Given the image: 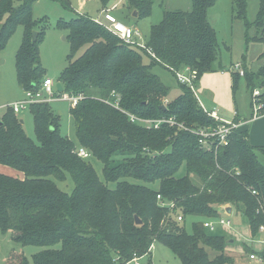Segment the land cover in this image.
I'll return each mask as SVG.
<instances>
[{
  "label": "trees",
  "instance_id": "trees-1",
  "mask_svg": "<svg viewBox=\"0 0 264 264\" xmlns=\"http://www.w3.org/2000/svg\"><path fill=\"white\" fill-rule=\"evenodd\" d=\"M35 1L0 0V52L18 27L24 28L16 55L24 92L38 91L46 76L39 56L45 30L40 29L43 22L34 20ZM95 1L108 9L113 0ZM190 1L189 11H168L152 26L146 40L150 52L125 44L82 14L57 23L71 48L57 82L64 94L82 96L70 107L76 141L62 134L61 115L48 103L30 107L36 141L6 108L0 121V165L23 178L0 174V231L15 243L43 248L33 264H130L136 257H148L157 242L181 264H233L227 253L231 238L203 226L206 220H218V208L225 205L242 216L253 236L259 235L264 226V165L259 154L264 155V148L252 146L247 131H235L229 146L216 154L203 150L190 130L210 129L219 122L203 110L188 86L178 82L180 95L171 100L170 89L153 71L161 66L175 76L189 68L199 82L204 74L222 68L217 33L209 20L217 0ZM249 1L233 0L232 14L233 20L244 23L245 42L263 45L260 69L245 68L244 78L251 92L260 89L264 96V0H258L252 22L247 18ZM131 4L139 19L151 14L146 1ZM33 31L38 33L35 41ZM233 77L236 88L242 77ZM129 115L172 119L177 125L147 129L132 123ZM80 148L90 157H80ZM92 160L102 163L103 180ZM69 178L71 193L58 186ZM158 195L174 203V210L161 207ZM135 216L142 225L135 224ZM191 218L195 220L188 232ZM259 255L264 257V252ZM5 264L31 263L13 252Z\"/></svg>",
  "mask_w": 264,
  "mask_h": 264
},
{
  "label": "rangeland",
  "instance_id": "rangeland-1",
  "mask_svg": "<svg viewBox=\"0 0 264 264\" xmlns=\"http://www.w3.org/2000/svg\"><path fill=\"white\" fill-rule=\"evenodd\" d=\"M135 0H113L110 8L117 5L113 14L118 17L122 23L137 29L143 35L145 41L149 38L152 26L160 24L164 14L168 11H189L191 9L190 0H144L151 4V14L138 19L135 17L137 11L133 9L131 2ZM233 0H217L215 5L209 11V20L216 30L218 43L221 52L222 68L217 67L214 71L208 72L202 78L195 82L194 89L200 98L201 103L208 111H218L222 116L231 117L233 112L238 111L240 116L249 117L252 114V92L248 88L244 77L240 78L236 88H233L232 65L241 63L246 71H258L262 61L259 59L263 52V45L252 43L247 44L244 39L245 27L242 21L233 20L232 14ZM259 9L258 0H250L247 18L254 21ZM34 20L40 21V29L45 30L43 39L39 44V56L41 66L46 71L45 79L51 78L56 83L57 80L68 65L67 57L70 54V42L66 39L67 33L58 29L57 23L62 21H71L78 13L96 20L101 15L100 3L87 0H37L32 5ZM37 31H33V33ZM250 31V35L254 34ZM24 28L18 27L16 33L12 36L6 48L0 52V121L6 113V107L25 98V92L20 88L17 78L16 55L22 44ZM38 37V33H37ZM85 48L78 53L83 54ZM165 85L170 89V99L175 100L180 95L179 81L177 73L175 76L161 66L153 69ZM55 98H62V93L55 95ZM170 100H165L167 104ZM167 102V103H166ZM52 109L56 112H62L61 125L62 134L76 141L73 120L70 116L71 104L67 100L57 99L50 103ZM24 122V130L29 138L36 141L33 116L30 109L23 110L16 115ZM249 120V119H248ZM259 121V122H258ZM253 125V133L257 131V144L264 145V118L259 119ZM260 123L258 126L257 124ZM250 124V123H249ZM257 126V127H256ZM252 135V132H251ZM259 160L264 165V155L259 154ZM94 168L103 180V165L97 160H92ZM2 167H6L0 165ZM0 174L11 177L23 178V174L8 167V171L0 167ZM181 176L186 175L185 169L180 172ZM192 182L200 185V180L191 175ZM133 182V180H131ZM58 186L65 192L71 193L73 183L69 178L65 183H58ZM110 188H115L110 184ZM154 188H157L155 186ZM191 218L186 223L188 232H191ZM231 227L217 225L214 235H222L234 240L230 250L227 252L233 258V264H260L250 259L251 254L259 255L264 252L263 246L258 243L262 235L253 236L243 222L242 216L233 215L230 218ZM245 246L250 251H246ZM44 249L37 246H23L15 243L9 233L0 231V264H5L9 254L16 252L23 254L33 264V257ZM211 257L214 254L210 253ZM181 264L180 260L164 245L156 243L148 257L142 260L141 264ZM133 264V263H130Z\"/></svg>",
  "mask_w": 264,
  "mask_h": 264
},
{
  "label": "built area",
  "instance_id": "built-area-1",
  "mask_svg": "<svg viewBox=\"0 0 264 264\" xmlns=\"http://www.w3.org/2000/svg\"><path fill=\"white\" fill-rule=\"evenodd\" d=\"M117 5L113 6L112 8L103 9L101 11V15L98 19L94 20L97 24L103 26L106 28L109 32H111L113 35L118 37L121 41H123L125 44L136 47L139 49H145L148 52H150V49L146 46V41L143 38V35L141 32L137 29H134L124 23H122L118 18L112 13L113 10H115ZM231 71H233L236 74H239L241 77L245 76V69L241 63H236L232 65ZM177 79L181 85L188 86L195 94L196 98L200 102V105L202 106L203 110L212 118H214L217 122H219V125L213 128H199V129H187L183 125H178L179 127L190 130L193 134L198 136L200 147L204 150H207L209 152H213L216 154L220 149L229 146L230 144V136L235 131H242L244 126L246 124L251 123L252 121H255L259 118L264 117V96L263 91L260 89H255L252 91V101H251V109L252 114L249 118V120L242 122V121H233V120H225L222 119L218 111H208L203 104L200 101L199 96L196 93V90L194 89V84L198 80L197 73L195 71L190 70L187 68L185 71L177 72ZM56 89V82L51 79H45L40 87V89L36 92L26 91L25 92V98L21 101L15 102L13 104H10L7 106V108H11L13 112L18 115L23 110L30 109L31 105L33 104H41V103H48L57 100V99H63L70 102L72 107H75L77 103L82 99V96L79 97H72L67 94L62 93V98H55V95L57 94ZM167 103V102H166ZM118 107V105H116ZM237 115V113L235 114ZM129 118L132 123L140 124L141 126L147 128V129H158L162 124L168 123L171 126L177 125V123L172 120H166V119H158V120H152V119H142L138 118L135 115H129ZM78 155L82 158H89L90 154L84 150L83 148L78 149ZM160 202L161 207H167L170 211H173L175 208V204L171 202L164 201L161 196L158 195L157 198ZM175 219L178 222L183 221L182 215H176ZM217 225H221L224 227H231V220L228 215H226L224 212H221V216L218 220H206L203 223V226L209 230L210 232H215ZM259 235H262V238L258 240V243L263 246L264 249V226L260 228ZM154 246H152V249ZM151 249V250H152ZM145 257H136L132 261L133 264H141L142 260L145 259ZM250 259L253 261H257L260 264H264V257H261L260 255L251 254ZM150 264V263H148ZM152 264V263H151Z\"/></svg>",
  "mask_w": 264,
  "mask_h": 264
},
{
  "label": "crops",
  "instance_id": "crops-1",
  "mask_svg": "<svg viewBox=\"0 0 264 264\" xmlns=\"http://www.w3.org/2000/svg\"><path fill=\"white\" fill-rule=\"evenodd\" d=\"M90 0H87V2H89ZM91 1H95V0H91ZM96 2H98V1H96ZM99 3V2H98ZM110 6H111V4L109 5V7L108 8H110ZM100 8H101V11L104 9L102 6H101V4H100ZM115 11H117L116 9L115 10H113V12L112 13H114ZM78 14H80V13H78ZM116 16V15H115ZM117 17V16H116ZM136 17H138V19H139V15L138 16H136ZM101 18V17H100ZM118 18V17H117ZM9 106V105H8ZM7 108V107H6ZM237 113V115H235ZM59 114L61 115L62 114V112H59ZM218 114H219V116L222 118V119H225V120H235V121H242V122H245V121H247L249 118H250V116L249 117H245V116H240L239 115V113H238V111H234L233 112V114L231 115V117H225V116H222V113H221V115H220V113L218 112ZM262 118H264V117H262ZM262 118H259V119H262ZM259 119H257V120H255V121H252L250 124H246V126H244V128L242 129V131H247L248 133H249V138H248V140H249V142H250V144L252 145V146H254V147H263L264 148V145H262V144H257V135H258V133H257V131L255 132V129H254V133H253V125L252 124H254V123H256V121H258ZM22 121V120H21ZM259 122V121H258ZM22 123L24 124V122L22 121ZM260 123H258L257 124V126L259 125ZM256 126V127H257ZM251 132H252V135H251ZM3 170H5V171H8V167H2V166H0ZM18 177V176H17ZM233 215H234V211H233ZM233 215L231 216V217H233ZM230 217V218H231Z\"/></svg>",
  "mask_w": 264,
  "mask_h": 264
},
{
  "label": "water",
  "instance_id": "water-1",
  "mask_svg": "<svg viewBox=\"0 0 264 264\" xmlns=\"http://www.w3.org/2000/svg\"><path fill=\"white\" fill-rule=\"evenodd\" d=\"M138 16V13L135 14V17ZM37 39V33L34 32L33 33V41H35ZM56 89L59 93H63L64 89H63V86L60 82H57L56 83ZM219 212H224L226 215H228L229 217H231L233 215V208L232 206L230 205H225V206H221L218 208ZM135 224L137 226H140L142 225V220L138 217V216H135ZM230 244H233L234 243V240L231 239L229 241Z\"/></svg>",
  "mask_w": 264,
  "mask_h": 264
}]
</instances>
